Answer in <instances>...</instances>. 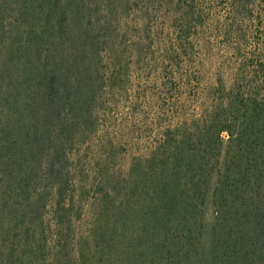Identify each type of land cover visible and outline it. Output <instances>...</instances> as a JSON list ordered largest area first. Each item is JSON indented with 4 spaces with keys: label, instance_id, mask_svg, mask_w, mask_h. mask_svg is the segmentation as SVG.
I'll return each instance as SVG.
<instances>
[{
    "label": "trees",
    "instance_id": "16d2710c",
    "mask_svg": "<svg viewBox=\"0 0 264 264\" xmlns=\"http://www.w3.org/2000/svg\"><path fill=\"white\" fill-rule=\"evenodd\" d=\"M0 264H264V0H0Z\"/></svg>",
    "mask_w": 264,
    "mask_h": 264
},
{
    "label": "rangeland",
    "instance_id": "374dc122",
    "mask_svg": "<svg viewBox=\"0 0 264 264\" xmlns=\"http://www.w3.org/2000/svg\"><path fill=\"white\" fill-rule=\"evenodd\" d=\"M209 54L207 56L205 55L202 56L200 59L201 60L200 62H203L202 64H204V65H199L201 68L203 81L208 83L210 82L213 83L215 77L219 74H224L225 77L228 80H230L233 73L232 69L236 67V61L235 60L233 62L231 61V57L233 55L221 47L212 50V52ZM130 159H131L130 155L127 154L121 159L120 163H122L124 167H127L130 162ZM214 215L215 214H214L213 206L210 204L208 206L207 215L205 219V224H206L205 246L207 250H209L211 243L210 231L213 225Z\"/></svg>",
    "mask_w": 264,
    "mask_h": 264
}]
</instances>
